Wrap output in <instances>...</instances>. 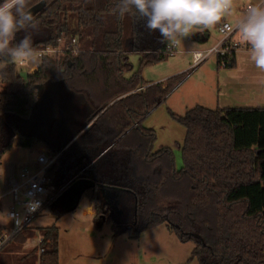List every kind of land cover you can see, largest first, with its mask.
<instances>
[{
  "label": "trees",
  "instance_id": "trees-1",
  "mask_svg": "<svg viewBox=\"0 0 264 264\" xmlns=\"http://www.w3.org/2000/svg\"><path fill=\"white\" fill-rule=\"evenodd\" d=\"M116 2L30 0L39 21L34 47L76 39L77 52L62 61L45 56L26 78L0 57L6 85L0 90V163L16 139L23 148L44 145L56 156L47 170L59 191L48 205L56 217L88 202L95 227L111 224L115 237L137 238L164 224L180 241L194 242L190 260L199 264H264V108L196 105L184 115L170 112L186 131L177 169L171 148L153 151L156 132L143 122L190 71L144 81L141 69L166 59L167 42L161 36L153 41L146 19L114 15ZM24 35L18 32L14 43ZM132 53H140V65L126 76ZM235 56L232 50L216 62L232 68ZM63 131L64 141L54 144ZM80 179L89 185L77 206L57 205ZM3 228L12 231L6 244L20 233L13 235L10 224L0 233ZM18 264H59V227L42 228L39 244Z\"/></svg>",
  "mask_w": 264,
  "mask_h": 264
},
{
  "label": "rangeland",
  "instance_id": "rangeland-1",
  "mask_svg": "<svg viewBox=\"0 0 264 264\" xmlns=\"http://www.w3.org/2000/svg\"><path fill=\"white\" fill-rule=\"evenodd\" d=\"M246 4L247 0H238V11L241 15L244 13L243 10ZM223 21L234 26L235 17H228ZM220 24L211 30H205L206 33H204V35H210L207 40L193 39L192 37L195 34L204 32L197 31L190 37L185 38L183 42L178 45L177 53L174 56H167L163 61L145 66L141 69L143 80L146 82L151 81L149 83L168 79L190 69L184 81L170 93L166 102L157 107L143 122L145 128L153 129L156 132L157 139L153 151H157L162 147L171 148L174 153L177 169L183 167L181 147L184 142L186 131L184 126L171 116L170 112L184 115L188 109L196 106V104H206L208 107H211V109L222 107L264 108V91L261 90L262 88L258 89L245 86L240 89L234 84L232 90H219L217 88L216 80L212 74H216L218 70L223 71L226 68L219 65L220 69L217 68L215 65L216 56L213 55L198 65H195L193 62V57L190 54L193 45L195 44L199 52L214 46L222 37L218 31V26ZM152 35L153 41L156 44L160 43L159 40H161V38L159 31H152ZM140 60V53L130 54L133 70L128 72L126 76H130L132 72L138 70ZM39 64L40 60L36 65L39 66ZM29 66L23 68L17 66V71L23 78H26L28 73H30ZM1 67L2 63H0V69ZM229 70L236 75L237 70ZM240 70L241 69H238V71ZM5 86L6 85L0 79V90H3ZM58 136L59 137L53 141L56 145L64 141L66 133L63 131L62 134ZM38 146L44 148L43 145ZM30 149L32 150L28 152L35 157L37 148ZM22 151V149L18 150L13 146L11 151L7 152L1 159V192H6V183L8 177H10L12 173V164L15 163L18 155ZM24 153L27 154V151ZM20 167L16 166L15 171H13L15 174H12L17 175ZM75 197V192H72L71 199H73V205L76 201ZM3 201L4 206L2 210L6 211L10 203V198L5 197ZM82 207L83 205H81L75 213H71L70 215L66 214V216H62L59 220H57L56 215L50 211V208L47 207L30 223V225L21 230L14 239L0 249V264H18L22 262L23 257L39 244L42 228L53 224L59 227V247L63 260L73 255L74 247L78 248L76 260L82 263L85 262L89 258L88 253L96 249L97 244L101 245L102 238L105 243L102 247L110 250L107 255L108 262L106 261L105 264H199L197 259L190 260L191 252L195 245L194 242L180 241L164 224L146 230L137 238L131 239L126 235L115 237L111 231V224H105L101 229L96 228L89 217L82 215ZM8 223V218H6L3 213H0V224L5 226ZM2 231L3 236L12 232L8 231L6 228H3ZM94 237H96V240ZM87 245L90 246L89 252L85 251ZM97 264H103L102 260H99Z\"/></svg>",
  "mask_w": 264,
  "mask_h": 264
},
{
  "label": "clouds",
  "instance_id": "clouds-1",
  "mask_svg": "<svg viewBox=\"0 0 264 264\" xmlns=\"http://www.w3.org/2000/svg\"><path fill=\"white\" fill-rule=\"evenodd\" d=\"M112 11L121 19L126 15L146 19V28L158 30L161 42L172 46L180 45L197 31L215 28L225 18L235 17L234 26L225 27L235 31L234 43L243 47L247 59L264 73V0H247L242 15L238 0H117ZM22 30L25 35L14 43ZM38 30L39 21L30 10V0L0 3V57H8L22 68L36 65L43 55L33 45L32 32ZM190 54L194 61L202 55L199 51Z\"/></svg>",
  "mask_w": 264,
  "mask_h": 264
},
{
  "label": "built area",
  "instance_id": "built-area-1",
  "mask_svg": "<svg viewBox=\"0 0 264 264\" xmlns=\"http://www.w3.org/2000/svg\"><path fill=\"white\" fill-rule=\"evenodd\" d=\"M225 25L231 26L227 22H222L218 26V31L222 37L214 46L200 52L202 55L197 57L194 61L195 65L200 64L213 55L224 58V56H227L232 50L241 48V46L234 43V39L232 38L235 31L233 30L230 32ZM75 45L76 39H73L69 44H66V41L62 39L56 46L38 49L43 54L39 60L41 62L45 56H48L57 61H62L63 57L67 54H75L77 52ZM177 48L178 46H172L167 43L165 54L167 56H174L177 53ZM220 66L226 68L227 62L222 61ZM35 67L38 68L37 65H31L30 69ZM140 89H142V87H140L139 90ZM55 159V156L48 155L44 150L41 151L36 157L35 162L38 165L36 170L26 167L21 169L17 175H12L8 178L6 192L0 191V212L8 218V224L12 225L13 235L30 225L59 193V191H56L50 184V179L47 176V170L55 162ZM5 197L10 198V203L6 211H3V200ZM0 227L3 226L0 224ZM2 234L3 233H0V249L11 237V234H6V236ZM42 252L43 249H40L39 254Z\"/></svg>",
  "mask_w": 264,
  "mask_h": 264
},
{
  "label": "crops",
  "instance_id": "crops-1",
  "mask_svg": "<svg viewBox=\"0 0 264 264\" xmlns=\"http://www.w3.org/2000/svg\"><path fill=\"white\" fill-rule=\"evenodd\" d=\"M244 11H245V9L243 10V12ZM222 22H224V21L222 20L220 23H222ZM204 33H206L205 30L202 33L203 34L202 35V40L203 39L207 40L210 35L209 34H207V35L205 34L204 35ZM203 36H204V38H203ZM232 38L235 40V33L233 34ZM198 50L199 49H197L196 47L192 49V51H198ZM193 62H194V60H193ZM215 65L217 66L218 69H220V67L218 66L217 62L215 63ZM30 66H29V68H30ZM37 69H38L37 67H35L33 69H30V73L36 71ZM229 69H233V71L237 70L236 75L233 72H230L231 70H229ZM238 69H241V70L238 71ZM188 71H190V69ZM212 75H214V79L216 80L217 88L219 90H232L233 89V84H234L237 87H239L240 89H242L245 86H251L252 88H254V87L258 88V89L262 88L261 90L264 91V83L261 82L262 80H264V73H261L258 69H256L255 66L247 59V56H246V53H245V49L243 47H241V48L236 50L235 67L226 68L223 71H219L218 70L216 72V74H212ZM165 80H167V79H165ZM165 80H162V81H159V82H165ZM149 82H151V81H149ZM154 83H156V82H154ZM252 88H251V90H252ZM257 91H255V92H257ZM254 94H257V93H254ZM196 105H202L204 107H207V108L211 109V107H208V105H206V104H196ZM222 108H227V107H222ZM13 146H15L16 149H18V150L22 149L23 151L18 155V158L16 159L15 163L12 164V169H11L12 173H13V171H15L16 166H19V167L21 166L19 171L21 169L25 168V167L36 170L38 168V165L35 162L36 161V157L43 150L48 155L52 156L51 153H49V151L46 148V146H44V145H43L44 148L43 147L41 148L39 146L35 147V148H37V153H36L35 157H34L33 154H30L28 152V151H31L32 149L21 147L19 145V142H18L17 139L15 140ZM25 151H27V154L24 153ZM12 173H11V176L13 174H15V173H13V174ZM17 173H19V172H17ZM85 181L86 180H84V179L78 180L77 182L79 184L76 182L77 185L74 186L70 190V192L67 193L68 195H66V193L62 194V195L60 194L55 199V203L57 205H59L60 207L65 208V209H70V208H73V207L77 206L81 191L87 185H89V182L88 181L85 182ZM50 182H51V180H50ZM72 192H75V195H76V197H75L76 201H75L74 205L72 204L73 199H71L72 198ZM81 205H83V207H82V210H83L82 211V215L85 216V217H89L90 220L92 221V224L95 226L94 218H93V216H94L93 204L92 203H88V202H82ZM75 212H72V213H75ZM0 213H2V212H0ZM70 214L71 213H68L67 215H70ZM60 218H62V216L61 217H57V220H59ZM94 238L96 240V237H94ZM100 244L101 245L97 244V248L93 249L91 251H90V246L89 245H87L85 247V251H87V252L90 251V252L88 253L89 254V258L83 263L82 262H78L76 260L77 253H78V248H74L73 247V255L70 258H68V259L66 258V260H63V257H62V254H61V250H60V247H59V250H60L59 264H97L99 260H102L103 264H105L106 261L108 262L107 255L109 254L110 250L108 248H103L102 247V246L105 245L104 239L101 238V243Z\"/></svg>",
  "mask_w": 264,
  "mask_h": 264
},
{
  "label": "water",
  "instance_id": "water-1",
  "mask_svg": "<svg viewBox=\"0 0 264 264\" xmlns=\"http://www.w3.org/2000/svg\"><path fill=\"white\" fill-rule=\"evenodd\" d=\"M67 192V191H66ZM112 207H113V203H112Z\"/></svg>",
  "mask_w": 264,
  "mask_h": 264
}]
</instances>
